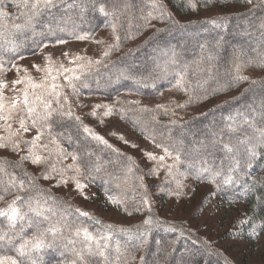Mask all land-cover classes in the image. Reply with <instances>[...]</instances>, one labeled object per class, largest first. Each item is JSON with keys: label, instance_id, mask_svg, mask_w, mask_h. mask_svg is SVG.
<instances>
[{"label": "trees", "instance_id": "1", "mask_svg": "<svg viewBox=\"0 0 264 264\" xmlns=\"http://www.w3.org/2000/svg\"><path fill=\"white\" fill-rule=\"evenodd\" d=\"M98 2L105 3L107 10L114 14L106 17L93 11V0H63L47 17H42L44 26H38L37 32L46 31L49 25L53 29H67L64 32L57 30L54 35L47 36L43 41L49 45L47 48L57 44V39L74 40L69 33L88 34L90 38L99 34L98 41H104L100 44L104 45L103 49L97 56L93 54L94 50L93 53L84 55L95 60L101 57L108 44L114 42L110 25L116 23V34L121 38L120 47L113 50L103 64L93 68L90 74L78 82L79 95H73L71 89H64L69 95L65 107L70 104L72 111L81 117L83 124L102 136L108 144L94 140L74 119L62 121L59 127H54V132L64 133L62 137H57L60 144L68 152L78 151L82 159L89 162V169H94L97 163L102 165L100 172L91 171L93 179H87V171L80 177L81 181L87 184L84 190L87 198L94 202L100 198V204L113 206L122 215L133 219L129 222L105 219L95 209L79 201V192L71 183L67 187H54V181L37 179L34 187L22 195L47 198V205L53 209L49 214L52 222L60 221L70 227H65L63 234L55 240L49 236L48 241L53 244V248L43 249L38 256L34 254L33 258L37 260V264H70L74 259L71 251L73 245L65 249L63 244L66 243V238L76 240L73 230L76 226H83L93 234L111 233L110 245L114 246L115 241L119 240L122 249H127L121 257V264H124L125 259L128 264H231L226 256L211 248L193 229L162 214L168 189L182 177L169 176L164 167L159 174H152L153 168L146 165L143 158L115 146L91 126L86 116L78 111L76 102L94 95L112 102L113 112L138 138H143L151 144L156 156L164 155L163 147H168L173 152L177 149L189 152L199 147L201 142L209 143L212 139L211 133L223 128L230 116L240 119L236 115L238 111L249 117L264 111V67L258 66L264 60V28L261 27L264 25V0H251L250 3L247 0ZM153 3L157 5L155 8ZM193 3L197 5L194 9L191 7ZM230 6H240V9L228 10ZM81 7H87L83 16ZM211 7L226 10L209 17L182 19L199 9ZM7 11L16 13L17 9L9 7ZM149 12L153 17L163 15L164 18L146 21L145 17ZM66 17H71L74 23H64L62 18ZM40 39L36 37L38 42ZM27 44L31 47H26L23 51L25 57L46 49L36 47L31 39L27 40ZM173 51L176 54V63L169 65V71L164 78H158L160 71L156 67L157 63L164 64L172 57ZM4 58L7 61L10 54H4ZM16 61L18 60L14 62ZM5 67L10 65L6 63ZM32 75L39 79L40 74ZM130 76L137 79L127 78ZM238 76H247L248 79L238 81ZM181 79L187 91L176 87L177 81ZM252 81L257 83L253 84ZM58 82L66 83L62 78ZM84 84L87 87H83ZM172 86L178 88L187 102H202L215 98L218 100L189 115H173L164 108H157L158 104L149 105L142 102V99L156 97ZM7 94L11 95L10 92ZM172 120L178 123L173 125L170 123ZM248 131L251 134V130ZM34 134H27V137L30 139ZM236 135L242 136L243 133ZM227 138L226 135L225 139ZM235 139L233 136V142ZM116 149L119 151H115ZM4 157L12 161L8 166L9 172H15L18 178L24 179L21 169L15 166L19 163V154L0 152V158ZM128 157H132V160L129 161ZM221 157L222 153L217 151V164ZM165 159L167 164L173 163L170 157ZM64 163H72L71 157ZM22 167L35 177H39L43 170V166L32 165L29 161H24ZM129 168H132L131 173ZM179 171H186V165L181 164ZM173 172L175 173L176 169H173ZM248 172L249 175L243 179L247 180L249 185H252L255 179L264 177V153L257 156ZM187 178L192 180L194 186L203 183L212 186L215 200L222 207L234 210L232 228L228 234L244 240L264 238V229L260 227L264 224V204L261 203L264 189H261L259 184L245 194L239 184L216 191L215 184L207 180L194 182L191 176ZM25 183L27 185L28 181L25 180ZM16 194L17 192L10 189L5 200L0 201V208ZM109 196L119 200V206L112 203L108 199ZM145 197L147 203H144ZM76 209L86 211L90 215H79ZM149 218L151 223L145 224L144 221ZM242 219H249L250 222L239 224L238 221ZM107 225L112 227L107 228ZM0 228L7 230V222L3 221V218H0ZM253 228L259 233L258 237L252 235ZM141 234H146V243L136 238ZM31 235L32 230H29L27 236ZM74 247H82L79 240ZM12 254L14 253L11 250L0 252V255ZM107 254L110 261L116 256L113 247L107 250ZM86 259L88 264H103L102 259L97 256Z\"/></svg>", "mask_w": 264, "mask_h": 264}, {"label": "snow or ice", "instance_id": "2", "mask_svg": "<svg viewBox=\"0 0 264 264\" xmlns=\"http://www.w3.org/2000/svg\"><path fill=\"white\" fill-rule=\"evenodd\" d=\"M62 2L63 0H0V150L19 154V163L15 166L21 169L24 176V179H20L15 172H9L8 166L12 164V161L6 157L0 158V201L5 200L10 189L17 192L12 199L6 201L4 207L0 208V218L7 222V230L0 228V252L11 250L14 253L12 255H0V264H37V260L33 258L34 254L38 256L41 250L53 248L48 237L51 236L55 240L63 234L65 227H70L67 224H61L60 221L52 222L49 214L53 212V209L47 205V198L22 195L34 187L37 179L54 181V187L61 185L67 187L71 183L87 199L84 191L87 184L83 183L80 177L87 171V179L91 180L93 179L91 171L97 173L101 171L102 165L100 163H97L94 169H89V162L82 159L78 151L68 152L64 149L57 139V137H62L64 133L54 132V127H59L62 121L66 119H74L83 127V131L94 140L105 145L108 144L107 140L83 124L81 117L74 114L70 104L65 107V103L69 101V95L64 89H71L73 95H79L80 85L78 82L85 75L90 74L93 68H98L103 64L111 52L120 47L121 38L116 34V23L110 25L114 42L107 45L99 59L94 60L79 54L70 56L69 53L65 52L63 56L70 65H73L69 67L65 66L63 61L54 59L51 54H46L42 64L34 63L32 65L35 72L40 74L39 79L34 77L28 68L14 62L25 59L22 53L26 47H31L27 44L28 39H31L32 44L36 47L47 48L49 45L43 42L47 36L54 35L57 30L61 32L67 30L65 28L53 29L49 25L46 31L37 32L38 26H44L42 17H47ZM247 2L250 3L251 0H247ZM156 6L153 3V7ZM196 6L194 3L191 4L193 9ZM9 7H15L16 13L8 12L7 8ZM92 7L93 11H97L106 17L114 14L107 10L105 3L98 2V0H93ZM86 11L87 7H81L82 16ZM157 18L163 19L164 16L153 17L152 13L149 12L145 20ZM62 19L66 24L74 23L71 17ZM261 27L264 28V25ZM69 35H72L76 40L90 39L88 34L74 35L69 33ZM18 37H24V39H18ZM36 37L41 38L39 42ZM56 43L65 44L67 41L57 39ZM96 43L103 44L104 41L99 40ZM6 53L10 54V59L7 61L4 58ZM175 55L173 51L172 57L168 61L162 65L157 63L156 67L160 71L158 78H164L169 71V65L176 63ZM6 63L10 67H5ZM258 66L264 67V60ZM12 69H15L17 76L9 86V82L3 78V74ZM238 69L239 66L237 65ZM21 72L23 75H20ZM61 78L66 82L65 84L58 82ZM127 78L137 79L134 76ZM236 79L238 81L247 80L248 77L238 76ZM252 83L257 82L252 81ZM83 87H87V85L84 84ZM176 87L181 91H187L183 86L182 79L177 81ZM9 92L11 95L7 94ZM188 102L190 103L191 100ZM185 106V104L177 105L180 108ZM101 107L107 109L103 113L104 116L111 115L110 106L95 105V108ZM163 107V105H157V108ZM89 114L96 116V111L93 110ZM173 115H175L174 112ZM236 115L240 117L239 120L230 116L223 128L211 133L212 139L209 143L201 142L199 147L193 148L189 152H183L182 149L173 152L168 147L157 145V147H163L164 155L156 156L151 152H147L145 155L150 160L157 161L159 167L166 168L169 176L178 175L184 178L191 176L194 182L207 180L209 183L215 184L216 191L226 187H235L238 184L244 189L245 194L252 191L256 184L264 189V177L255 179L252 185L243 179L249 175L248 169L252 167L257 156L264 153V111L251 117L239 111ZM170 123L175 125L178 121L172 120ZM248 130H251V134ZM33 132L35 134L31 135L29 139L27 134ZM238 133H243V135H236ZM226 135L227 139H225ZM233 136L236 137L235 142H233ZM120 139L124 140V137L121 135ZM124 142L128 143L127 140ZM132 147H136V145L133 144ZM115 151L118 152L119 150L116 149ZM217 151L222 153L219 164L216 163L215 158ZM86 155L91 156L92 154L86 153ZM69 156L72 163L65 164L64 161ZM166 157H170L173 163L167 164ZM128 160L131 161L132 157H128ZM24 161H29L32 165L43 166L39 177L31 176L23 169ZM181 164L186 165V171H179ZM173 169H176L175 173ZM128 171L131 173L132 168H129ZM151 173L155 175L158 174V171L153 168ZM25 180L28 181L27 185ZM185 187L188 186L177 180L176 190L170 195L179 199L195 191L194 188L189 187V191L185 192ZM210 195H215V192L210 193ZM108 199L119 206V200L111 196ZM144 203H147V197L144 198ZM261 203L264 204V192H262ZM136 210L139 211V209ZM76 212L85 217L90 215V213L80 209H76ZM249 222V219L238 221L239 224ZM144 223L150 224L151 218L146 219ZM106 227L111 228L112 226L107 225ZM260 227L264 229V224ZM29 230H32L31 236H27ZM121 231L124 230L121 229ZM252 235L256 237L259 235L255 228H253ZM73 236L77 239L66 238V243L63 244L65 249H68L69 245H73L71 251L74 259L71 260L70 264H88L86 257L93 256L100 257L103 264H121V257L127 250L126 248L122 249L119 240L115 241L114 246L110 245L111 233L93 234L87 227L76 226L73 230ZM145 237L146 234H141L136 238L140 239L142 243H146ZM131 238L129 237V239ZM77 240L82 244L79 249L74 247ZM110 247H113L116 253L115 258L111 261L107 254ZM124 264H128L127 259L124 260Z\"/></svg>", "mask_w": 264, "mask_h": 264}, {"label": "rangeland", "instance_id": "3", "mask_svg": "<svg viewBox=\"0 0 264 264\" xmlns=\"http://www.w3.org/2000/svg\"><path fill=\"white\" fill-rule=\"evenodd\" d=\"M227 9H240V6H230ZM224 10H226V8L211 7L208 9H199L195 13L182 17V19L209 17L221 13ZM99 36V34H96L86 40H67L65 44H55L51 48L44 49L43 52L25 57V59L18 60L15 63L28 68L32 74H36L32 65L34 63L42 64L44 55L51 54L54 59H59L64 62L65 66L71 67L73 65L69 64L68 60L63 56V53L67 52L70 56L76 54L84 56L95 51L93 54L97 56L104 46L96 43ZM20 74L23 73L21 72ZM16 76L17 73L15 69L3 74V78L9 82L10 86L11 81L16 79ZM216 100H218V98L189 103L184 99L178 88L172 86L162 91L156 97L142 99V102L149 105H163V108L170 113L174 112L178 115H189L205 109ZM178 104H185L186 106L180 108L177 107ZM95 105L110 106L112 109L111 115L104 116L103 113L107 111V109L103 107L95 108ZM76 106L78 111L86 116L85 118L91 126L97 129L100 134L111 141L112 144L130 154L143 158L144 163L152 168H156L158 174L163 170V167H159L157 161L150 160L145 155L147 152H151L155 155L154 148H152L151 144L145 139L138 138L130 127L121 121L113 112L112 102L94 95L78 100ZM93 110L96 111V116L89 114ZM121 135L124 137V140L128 141L127 144L124 140L120 139ZM133 144L136 145V147H132ZM0 152L12 154L7 150H0ZM180 181L188 186L184 188L185 192L189 191V187L194 188L195 191L177 199L175 196L170 195L171 192L176 190V182H174L167 191V200L162 214H166L172 219L182 222L193 229L198 235L205 239L206 243H209L211 248L220 251L226 256L231 264H264V238L258 237L244 240L228 234L230 228H232L231 223L235 212L229 207H222L220 203L215 200L216 196L210 195V193L214 192L212 186L205 183L194 186L191 179L189 180L184 177H182ZM77 197L80 202L95 209L105 219L118 222H129L133 219L122 215L120 212L116 211L113 206L100 204V198L94 202L91 201L90 198L85 199L80 193L77 194Z\"/></svg>", "mask_w": 264, "mask_h": 264}]
</instances>
